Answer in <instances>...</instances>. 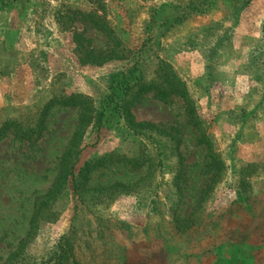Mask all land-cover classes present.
<instances>
[{
	"label": "rangeland",
	"instance_id": "obj_1",
	"mask_svg": "<svg viewBox=\"0 0 264 264\" xmlns=\"http://www.w3.org/2000/svg\"><path fill=\"white\" fill-rule=\"evenodd\" d=\"M111 1L0 13V264H264V0H137L129 15ZM160 64L185 84L193 118L153 89L126 123L109 99L130 100L138 78L161 82ZM71 94L95 111L75 174L108 154L142 165L98 169L80 194L66 184L53 198L81 108L43 110ZM200 131L224 165L208 191Z\"/></svg>",
	"mask_w": 264,
	"mask_h": 264
},
{
	"label": "trees",
	"instance_id": "obj_2",
	"mask_svg": "<svg viewBox=\"0 0 264 264\" xmlns=\"http://www.w3.org/2000/svg\"><path fill=\"white\" fill-rule=\"evenodd\" d=\"M247 1V0H246ZM22 0H13V3L11 4V7L16 8L20 13L23 10L22 7ZM85 18H89L91 14H81ZM106 27V26H104ZM106 29V28H105ZM95 57V55H94ZM97 57V55H96ZM101 58V56H98ZM115 58V55H113V50H110L109 52H106L105 56L100 62H87L88 64H94L97 66H101L105 62H108ZM161 69L160 77L162 81L160 82H150V83H140V79L138 78L136 82L133 83V85L129 86L130 84L128 82L125 83V91L131 92L130 100H125L124 97L120 98L118 101L113 96L109 99L107 106L112 110V112H116L119 115L122 116V119L127 121L126 112L129 111L132 104L146 93H149L153 89L155 90V96L158 100L166 101L172 96H179L183 101L184 105L186 106V111L188 115H190L191 118H193L194 109L192 108V102L188 95V91L186 89L185 84L176 76L174 71L170 68V66L165 64H160L159 66ZM115 77V76H114ZM129 87V88H128ZM135 87V89H134ZM60 105L61 107H80L81 108V114L79 118V132L76 133V135L73 137L72 141L70 142L69 148L62 154L59 162V172L58 177L56 178L54 182V192H53V198L59 193V190L65 186L66 184H70L72 187V190L74 192H78L79 194L87 187V184L89 180L91 179V175L93 172H95L98 169L105 168L107 166H111L114 164H128L132 167H137L139 165H142L141 162L136 161H129L124 157L117 156L115 154H108L104 155L102 157H95L90 160H88L83 167L75 174V165L77 161V143L76 139L79 141L81 139V136L83 134L84 128L89 126V124L93 121L94 117V109L92 106V102L90 99L85 98L81 94H71L68 97H57L54 96L50 102L45 106L43 110V115H45L53 106ZM106 108L102 111L100 110L101 117H103L104 113L106 112ZM127 123V122H126ZM195 126H199L198 121L193 122ZM142 129L147 128V124H141L140 125ZM4 129H0V141L2 139V131ZM196 143L199 146H202L207 151V157L210 160V165L214 169L211 177L210 182L207 186V191L220 180L222 176V171L224 170L223 162L221 161L218 154H216L213 151L212 143L207 138L204 132H199V135L196 139ZM51 198V197H50ZM48 200L41 203L40 206H46L48 204ZM33 222V220L31 221ZM34 226H30L29 231L26 235V238L31 236L33 234ZM25 238V239H26ZM25 241L24 239L20 241V243H23ZM11 262V260H10ZM77 264V262H68L67 260L59 262L58 264ZM11 264V263H8Z\"/></svg>",
	"mask_w": 264,
	"mask_h": 264
},
{
	"label": "crops",
	"instance_id": "obj_3",
	"mask_svg": "<svg viewBox=\"0 0 264 264\" xmlns=\"http://www.w3.org/2000/svg\"><path fill=\"white\" fill-rule=\"evenodd\" d=\"M111 2H112L111 5H113V4L123 5L124 4L125 10H129V13L127 14V15H129L130 10H133L134 4L137 3V0H121V1L114 0ZM127 7H129V8L131 7V9H128ZM6 10H11L12 13L15 12L17 16L20 15V12L16 8L11 7V4H5L4 7H2V9L0 10V13H3V15H5Z\"/></svg>",
	"mask_w": 264,
	"mask_h": 264
}]
</instances>
